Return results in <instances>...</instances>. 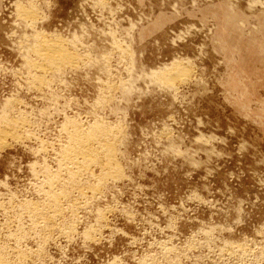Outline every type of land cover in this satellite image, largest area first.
<instances>
[{
  "label": "rangeland",
  "instance_id": "obj_1",
  "mask_svg": "<svg viewBox=\"0 0 264 264\" xmlns=\"http://www.w3.org/2000/svg\"><path fill=\"white\" fill-rule=\"evenodd\" d=\"M0 131L3 264H264V0H0Z\"/></svg>",
  "mask_w": 264,
  "mask_h": 264
},
{
  "label": "bare ground",
  "instance_id": "obj_2",
  "mask_svg": "<svg viewBox=\"0 0 264 264\" xmlns=\"http://www.w3.org/2000/svg\"><path fill=\"white\" fill-rule=\"evenodd\" d=\"M24 14V13H23ZM27 14H28V12H27ZM20 16H22V15H20ZM26 16V15H25ZM38 16V15H37ZM24 17V16H23ZM25 19V18H24ZM38 40H40L39 42H40V44H38L37 46H35L34 44V46L35 47H37L36 49H35V53L37 54V56H38V62H40V61H42V63L44 62V64H45V66L47 67V69L49 68H51L52 66H56V65H59V66H61V65H65L66 63H68V61L70 62L71 60H74L73 58H72V55H70L68 52H66L65 51V49L63 48V45H62V43H61V41H58V40H54V39H47V38H42L41 37V39H38ZM38 42V43H39ZM34 43V42H33ZM37 60V59H36ZM37 62V61H36ZM35 63V64H32L31 66L33 67V68H38V69H36V70H38L39 71V68H40V64H42V63ZM78 62V61H77ZM71 64H72V61H71ZM43 65V64H42ZM69 65V64H68ZM59 66H57L56 67V69H59L58 67ZM54 67H52V68H54ZM66 67V66H65ZM174 69V68H173ZM177 69H180V68H177ZM43 71H44V67H43ZM179 71V70H178ZM52 72V71H51ZM181 74V73H180ZM46 75V74H45ZM45 79V78H44ZM99 124V123H98ZM16 125V124H15ZM14 125V129L15 128H17V126H15ZM80 125V124H79ZM9 126H10V124H9ZM11 127V126H10ZM13 127V126H12ZM100 127V126H99ZM8 128V127H7ZM77 128V127H76ZM75 128V129H76ZM10 129V128H9ZM13 129V128H12ZM13 129V130H14ZM11 130V129H10ZM79 130V129H78ZM81 130V129H80ZM83 130V129H82ZM91 131V130H90ZM0 132H2V131H0ZM82 132V131H81ZM4 133V132H3ZM76 133V132H75ZM74 133V134H75ZM79 133V132H78ZM106 133V132H105ZM108 134V133H107ZM5 135H7V134H5ZM10 135V134H9ZM80 135H82V134H80ZM87 135H89V134H87ZM109 135V134H108ZM85 136V135H84ZM70 137V136H69ZM87 137V136H86ZM86 137H78L76 134L75 135H72V137L70 138V139H72L73 140V143L75 144H77V147H75V149H74V153L76 154V157L78 156H83V157H86L87 158V156H89V157H92V156H90V154H91V150L89 149V148H87V150H86V148H85V145H87V141H89L90 139H88V138H86ZM6 137L4 136V139H5ZM91 138V137H90ZM6 140V139H5ZM92 140V139H91ZM93 141V140H92ZM72 142V141H71ZM104 143V142H103ZM75 144V145H76ZM104 145V144H103ZM106 145V144H105ZM100 146V145H99ZM88 147V146H87ZM103 148H104V146H103ZM101 149V148H100ZM73 150V149H72ZM89 150H90V153H89ZM111 150V149H110ZM109 150V151H110ZM64 151V150H63ZM68 151L70 152V150L68 149ZM67 151V152H68ZM96 151V150H95ZM66 151H65V154L67 155H69V156H71V154H69V153H67ZM73 153V154H74ZM65 155V156H66ZM61 156V155H60ZM74 156V155H73ZM72 156V157H73ZM71 157V158H72ZM75 157V156H74ZM75 157V158H76ZM82 157V158H83ZM66 158V157H65ZM80 158V157H79ZM70 159V157H68V161H70L69 160ZM73 159V158H72ZM85 159V158H84ZM63 160V159H62ZM74 160V159H73ZM79 160V159H78ZM77 160V161H78ZM88 160H90V159H86V161H88ZM112 160V159H111ZM66 161V160H65ZM76 161V162H77ZM93 161V160H92ZM109 161V160H108ZM107 161V162H108ZM71 162H73V161H71ZM76 162H74V164L76 165V164H78V163H76ZM84 162V160L82 161V163ZM107 162H106V165H107ZM69 163V162H68ZM91 163V162H90ZM110 163V162H109ZM114 163V162H113ZM84 164V163H83ZM82 164V165H83ZM69 165V164H68ZM67 165V166H68ZM65 167V166H64ZM109 167H110V165H109ZM103 168H105V167H103ZM112 168V167H111ZM111 168H110V170H111ZM71 169V168H70ZM77 169V168H76ZM79 169V168H78ZM72 170V169H71ZM85 171V170H84ZM109 171V170H108ZM68 172V171H67ZM76 172V171H75ZM79 172V171H78ZM77 172V173H78ZM70 173V172H69ZM71 174V173H70ZM117 174V173H116ZM73 175V177L76 175H74V174H72ZM68 176V175H67ZM72 177V178H73ZM38 178V177H37ZM71 178V177H70ZM56 181H57V179H56ZM48 182V181H47ZM54 182V181H53ZM89 187V186H88ZM42 188V187H41ZM92 191V190H91ZM81 192V191H80ZM49 195V194H48ZM56 195V194H55ZM81 196H82V194H81ZM50 197V196H49ZM59 197V196H58ZM55 197H53V199H54ZM50 199V198H49ZM52 200V199H51ZM54 201V200H53ZM55 202V204L56 205H58L57 204V200L56 201H54ZM10 207V206H9ZM53 207H55V205L53 206ZM57 207V206H56ZM55 207V208H56ZM36 210V209H35ZM34 210V211H35ZM58 210V209H57ZM49 211V210H48ZM36 213V212H35ZM39 213H40V211H39ZM34 214V213H33ZM53 216V215H52ZM59 216V215H58ZM36 218V217H35ZM34 218V219H35ZM42 218V217H41ZM46 221V220H45ZM4 262H2L1 261V259H0V264H3Z\"/></svg>",
  "mask_w": 264,
  "mask_h": 264
}]
</instances>
